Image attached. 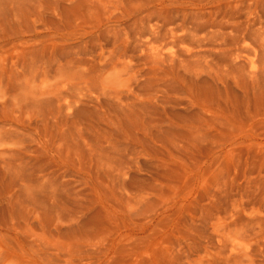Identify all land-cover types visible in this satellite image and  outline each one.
<instances>
[{"label": "rangeland", "instance_id": "1", "mask_svg": "<svg viewBox=\"0 0 264 264\" xmlns=\"http://www.w3.org/2000/svg\"><path fill=\"white\" fill-rule=\"evenodd\" d=\"M261 70L264 0H0V264H264Z\"/></svg>", "mask_w": 264, "mask_h": 264}, {"label": "bare ground", "instance_id": "2", "mask_svg": "<svg viewBox=\"0 0 264 264\" xmlns=\"http://www.w3.org/2000/svg\"><path fill=\"white\" fill-rule=\"evenodd\" d=\"M261 33H262V32H261ZM188 51H189V50H188ZM153 52H154V51H153ZM239 52H240V51H239ZM154 53H156V52H154ZM157 53H158V52H157ZM157 53H156V56H157ZM188 53L190 54L191 52H188ZM196 53H197V52H196ZM160 54H161V53H160ZM160 54H159V55H160ZM189 54H188V55H189ZM165 55H166V54H165ZM173 55H174V54H173ZM234 55H235V54H234ZM153 56H154V55H153ZM171 56H172V55H171ZM232 56H233V55H232ZM154 57H155V56H154ZM169 57H170V56H169ZM193 57H194V56H193ZM235 57H236V56H235ZM163 58H164V56H163ZM176 58H177V57H176ZM232 58H233V57H232ZM188 59L190 60V59H192V58H188ZM153 60H154V59H153ZM231 60H232V59H231ZM234 61H235V59H234ZM243 63H244V62H242V64H243ZM185 64H186V63H185ZM182 65H183V64H182ZM244 65H245V63H244ZM254 67H255V66H254ZM183 69H184V68H183ZM187 70H188V69H187ZM253 70H255V68H253ZM245 71H246V70H245ZM245 71H244V72H245ZM241 72H242V71H241ZM255 72H256V71H255ZM261 72L264 73L263 70H261ZM247 73H248V72H247ZM259 73H260V72H259ZM259 73H258V74H259ZM187 74H188V73H187ZM227 74H228V73H227ZM249 74H250V76H252V77H253V75H254V77H256L255 75H256L257 73L254 74V72H252V70H251ZM246 75H247V74H246ZM194 76H195L194 78H195V80H196V78H197L196 76H197V75L195 74ZM259 76H260V75H258V77H259ZM186 77H187V76H186ZM190 77H191V75H190ZM199 77H200V76H199ZM237 77H239V76H237ZM260 77H261V76H260ZM194 78H193V79H194ZM235 78H236V77H235ZM261 78H262V77H261ZM189 79H190V78H189ZM256 82H257V81H256ZM192 83H193V82H192ZM217 84H218V83H217ZM261 86H262V85H261ZM191 104H192V103H191ZM187 105H188V104H187ZM187 109H188V108H187ZM200 109H201V108H200ZM184 110H185V109H184ZM197 116H198V115H197ZM205 118H206V117H205ZM213 119H214V118H213Z\"/></svg>", "mask_w": 264, "mask_h": 264}]
</instances>
